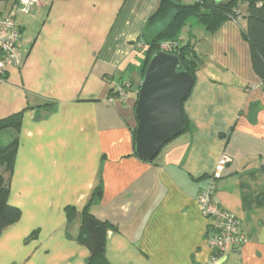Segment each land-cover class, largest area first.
I'll list each match as a JSON object with an SVG mask.
<instances>
[{
  "label": "crops",
  "instance_id": "obj_1",
  "mask_svg": "<svg viewBox=\"0 0 264 264\" xmlns=\"http://www.w3.org/2000/svg\"><path fill=\"white\" fill-rule=\"evenodd\" d=\"M157 2L38 0L16 14L22 65L0 81V119L21 112V124L0 141L16 134L7 200L20 217L0 232V264H88L78 235L98 187L89 212L110 224L109 264H264V90L243 18L213 33L199 22L183 28L181 41L202 60L182 103L190 127L152 161L134 154L140 35ZM119 78L132 91L109 103ZM223 156L214 202L241 221L247 241L213 263L196 195Z\"/></svg>",
  "mask_w": 264,
  "mask_h": 264
},
{
  "label": "trees",
  "instance_id": "obj_2",
  "mask_svg": "<svg viewBox=\"0 0 264 264\" xmlns=\"http://www.w3.org/2000/svg\"><path fill=\"white\" fill-rule=\"evenodd\" d=\"M1 1H10L12 4L16 2V0ZM192 17H195L197 22L202 24L208 33L216 31L228 19L235 21L240 18L244 19L245 26L241 28V36L248 44L252 69L261 80L264 90V0H232L229 3H220L214 0H188V2L158 0L155 9L147 17L140 35L142 41L140 52H143L144 55L139 68V82L135 88V99L148 60L154 52L159 51V44L163 41L171 42L175 45L172 53L179 57L181 68L188 71L194 81L195 73L202 64V60L195 51L191 40L182 42L180 39L183 28ZM159 24L160 26H158ZM155 27L158 28L155 29ZM127 81L131 83V88L128 91L129 95L132 91L131 80L119 78L110 85L107 97L114 95L116 85L124 87V83ZM20 124L21 112L1 118L0 135L10 130L17 133ZM135 126L132 129L133 141ZM189 127V123L185 118V126L182 132L189 129ZM17 142L16 134H14L9 135V139L4 143H0V232L4 227L16 222L20 217V209L9 204L7 200L9 193L8 179L12 171ZM213 173L208 175V177H203V179H207V184L206 187L197 193L196 199L202 190H206L208 185H212L211 197L214 202L213 194L216 181L220 177L215 178ZM99 190V187L94 190L90 201L82 211L78 235L79 240L89 249L88 264H109L104 257V247L106 230L110 224L98 220L89 212L91 201L97 198ZM66 214L68 220H71L74 216V209L71 206L66 207ZM207 236H209V230H207Z\"/></svg>",
  "mask_w": 264,
  "mask_h": 264
},
{
  "label": "water",
  "instance_id": "obj_3",
  "mask_svg": "<svg viewBox=\"0 0 264 264\" xmlns=\"http://www.w3.org/2000/svg\"><path fill=\"white\" fill-rule=\"evenodd\" d=\"M192 86L193 77L181 68L177 55L164 51L151 55L133 107L134 153L139 159L152 161L168 141L182 133L185 126L182 103Z\"/></svg>",
  "mask_w": 264,
  "mask_h": 264
},
{
  "label": "built area",
  "instance_id": "obj_4",
  "mask_svg": "<svg viewBox=\"0 0 264 264\" xmlns=\"http://www.w3.org/2000/svg\"><path fill=\"white\" fill-rule=\"evenodd\" d=\"M38 0H16L10 8L0 11V81L4 78L10 67L20 68L22 60L18 54V44L20 41V30L16 24L17 13H29L32 5ZM175 45L171 42L163 41L159 44V51L172 53ZM115 93L107 97L109 103L124 101L128 97L131 88L130 82H125L124 87L116 85ZM228 158L223 156L217 163L213 176L221 177L222 170ZM212 185H208L206 190H202L197 197V202L202 215L209 224V236L205 238L208 248L211 251L210 262H219L226 258L231 250L238 249L247 241V234L241 221L233 214L221 210L211 197Z\"/></svg>",
  "mask_w": 264,
  "mask_h": 264
},
{
  "label": "rangeland",
  "instance_id": "obj_5",
  "mask_svg": "<svg viewBox=\"0 0 264 264\" xmlns=\"http://www.w3.org/2000/svg\"><path fill=\"white\" fill-rule=\"evenodd\" d=\"M0 9L2 10L3 8H2V6L0 7ZM242 10H243V8H242ZM191 22H195V23H197V20H196V18L195 17H192V18H190L189 19V21H188V23H191ZM158 26H160V24L158 25ZM156 28H158V27H155V29ZM153 29H154V27H153ZM142 46V45H141ZM141 54H138V56H139V58H143V55H144V53L143 52H140ZM4 140V141H3ZM3 140H1L0 142L1 143H4L5 141H7V139L5 138V139H3Z\"/></svg>",
  "mask_w": 264,
  "mask_h": 264
}]
</instances>
